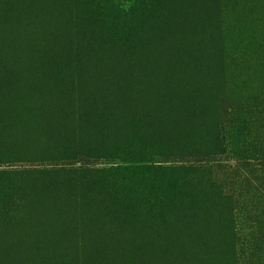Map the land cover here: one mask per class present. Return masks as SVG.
I'll list each match as a JSON object with an SVG mask.
<instances>
[{
  "label": "trees",
  "instance_id": "16d2710c",
  "mask_svg": "<svg viewBox=\"0 0 264 264\" xmlns=\"http://www.w3.org/2000/svg\"><path fill=\"white\" fill-rule=\"evenodd\" d=\"M237 7L0 0V264H264Z\"/></svg>",
  "mask_w": 264,
  "mask_h": 264
},
{
  "label": "rangeland",
  "instance_id": "374dc122",
  "mask_svg": "<svg viewBox=\"0 0 264 264\" xmlns=\"http://www.w3.org/2000/svg\"><path fill=\"white\" fill-rule=\"evenodd\" d=\"M237 6L238 12L235 11V15L239 23L237 28L240 29V37L237 40L242 43L246 52L242 67L238 68L239 72L236 73L237 79L243 92H249V94L253 95L258 94V96L264 95V38H258V33L262 29L261 25H264V0H237ZM243 18H246L247 24ZM259 18L261 23H257L256 28L253 29L254 21L259 20ZM225 19L229 20L230 23L236 22L233 15L226 14ZM246 31H249L251 36ZM253 41H256L257 44H252ZM255 76L259 77V81L254 78ZM254 79H256L257 85L255 84L251 87L250 83ZM260 162L264 164V162ZM259 170H257L258 172L256 171V174L246 171L241 176L243 179L247 177V182L251 184V186L247 185L243 189V191L248 192V205H250V199L253 203L256 200H264V168ZM225 176L232 177L229 174ZM231 180L232 178L228 181Z\"/></svg>",
  "mask_w": 264,
  "mask_h": 264
}]
</instances>
